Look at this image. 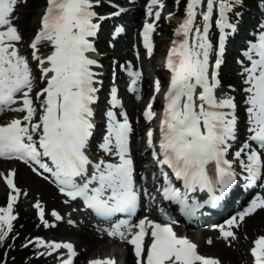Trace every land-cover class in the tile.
Segmentation results:
<instances>
[{
	"label": "snow or ice",
	"instance_id": "snow-or-ice-1",
	"mask_svg": "<svg viewBox=\"0 0 264 264\" xmlns=\"http://www.w3.org/2000/svg\"><path fill=\"white\" fill-rule=\"evenodd\" d=\"M27 2L0 0V114H17L0 124V159L23 163L54 184L72 211L90 210L110 225L97 231L130 245L135 264H221L179 235L173 227L176 220L166 211L159 209L158 219L134 218L144 200L178 205L191 219L205 206H219L241 182L264 190V23L253 30L237 58L240 88L229 85L224 91L219 70L226 41L238 30L241 14L237 9L243 0H186L164 60L167 81L159 112L154 109L162 88L157 79L141 113L148 125L146 146L154 165L149 187L138 183L148 178L137 175L130 147L134 129L116 86L117 72L122 71L129 78L126 90L137 100L142 98V71L131 62H112L103 123L97 122L104 88L97 42L102 23L120 16L123 9L101 15L97 8L102 0H45L38 26L25 42L15 21L18 6ZM145 7L139 35L151 57L152 34L164 5L161 0H147ZM213 23L218 31L215 44L210 39ZM122 31L114 26L112 38ZM237 92L242 95L240 103ZM16 175L15 169L0 172L9 189L6 204L0 206V243L18 235L15 206L22 190L15 183ZM196 193L206 198L198 201ZM34 207L45 228L56 226L46 219L39 200ZM258 210L264 211V195H255L235 215L213 227L231 246L246 217ZM50 215L55 221L63 220L55 209ZM118 216L125 218L114 220ZM29 245L36 255L53 257L56 264H74L78 256L68 241L35 237L22 246ZM249 253L251 264H264V234L251 241ZM87 264L117 261L92 258Z\"/></svg>",
	"mask_w": 264,
	"mask_h": 264
},
{
	"label": "bare ground",
	"instance_id": "bare-ground-1",
	"mask_svg": "<svg viewBox=\"0 0 264 264\" xmlns=\"http://www.w3.org/2000/svg\"><path fill=\"white\" fill-rule=\"evenodd\" d=\"M134 9V8H133ZM135 12H137V14L139 13V11H136L135 9L134 10H129V11H124L123 12V14L124 15H121V17H120V19L121 20H125V19H127V18H129V17H134L135 16ZM113 26V25H112ZM127 36V35H126ZM132 36V35H131ZM122 39V38H121ZM131 38H130V36H127L124 40H125V42L126 41H129ZM154 76H156V74L154 75ZM148 80V77L146 78V81ZM145 89L147 90V89H150V86H148V88H147V86H145ZM102 91H104V89L102 90ZM101 102H103V101H101ZM127 104H129V105H132L130 108H129V115L130 116H133V118L134 117H136V114H137V112H138V103H134L133 102V100H129L128 102H127ZM243 124H242V122H241V126H242ZM142 129H139L138 130V132L139 131H141ZM141 140V137H138V135H136L135 136V141L136 142H138V141H140ZM6 164H11V165H14V166H18L19 168H21V170H22V172H23V175L25 176L24 178L26 179V181H28L30 184H31V186L33 187V188H35V187H37V185H40L41 186V183H40V181H38V179H36L35 177H33L32 175H30V174H27L26 172V169H24L23 167H21L19 164H16V163H6ZM26 171V172H25ZM17 207V206H16ZM66 211V210H65ZM71 215H73V216H75L73 213H71ZM76 236L79 238V245L82 247L83 245L84 246H86L85 248H84V250L88 253V252H97V251H99V250H102V251H106V250H108L109 248H110V244H108V245H105V243H114V242H112V241H110V242H106V241H101L100 240V238L99 237H95L94 236V234L87 228V227H82V229L80 230V232H78V231H76ZM206 232H203V231H200V230H196V231H194V232H192L191 233V236L194 238V239H197L198 241H199V243L200 242H202L203 241V238H205V236H204V234H205ZM206 235H208L209 236V238H208V240L209 239H213V242L215 243V244H221V245H223L224 247H227V245H228V243L226 242V241H224L220 236H217L216 238L215 237H212L213 236V234H211V233H206ZM215 238V239H214ZM125 248H126V246H125ZM111 253H113V252H111ZM117 253L119 254V252L117 251ZM221 253L222 254H224L225 253V251H221ZM233 252L231 251V254H232ZM121 256H122V254H121ZM228 256H230V255H228ZM235 255H233V258H235L234 257ZM229 264V263H228Z\"/></svg>",
	"mask_w": 264,
	"mask_h": 264
},
{
	"label": "rangeland",
	"instance_id": "rangeland-1",
	"mask_svg": "<svg viewBox=\"0 0 264 264\" xmlns=\"http://www.w3.org/2000/svg\"><path fill=\"white\" fill-rule=\"evenodd\" d=\"M19 12L21 14H24V10H23L22 7L19 9ZM39 14H40V9L32 12L30 20H29V27H34V23H35L36 18L38 17ZM23 17L24 16L20 17V19H19L20 23H23V20H22ZM0 172L4 173V171H2V170H0ZM18 182H19V188L22 190V194L20 195V199L17 202L18 206H19L17 211L21 210L22 213L25 212L27 214H32L33 211H34V204H35L36 199L38 197L41 198L39 200L40 203H43L46 206V204L48 203V202L46 203L47 199L41 192H39L37 190H32L29 187V185L26 182H24L21 178H19ZM24 192H27V193L29 192V195L30 196H34V198L33 199H27V196L23 195ZM5 194H7V192L4 190V187L2 185V178H0V198L1 197H5ZM48 206L50 207L51 205L48 203ZM257 225H258V223H257ZM258 226H261L260 222H259ZM67 233H68V231L62 232L60 230H56L54 233L45 231V232L42 233V235H43V238H50V239H54V240H64V239H69L72 236V234H71V236L68 237ZM204 251L207 254H209V255L219 256L221 258V260L224 261V262L231 260L230 258H228L226 256H223L222 254H218L217 252H214V251H212L210 249H207V250H204ZM227 253H229V255H231L230 252H227ZM98 254L104 255V252L103 253L102 252L101 253L94 252V253L86 254V257L87 258L94 257V256H96ZM241 254H242V251H241ZM51 262H52V264H56L54 259H51Z\"/></svg>",
	"mask_w": 264,
	"mask_h": 264
}]
</instances>
